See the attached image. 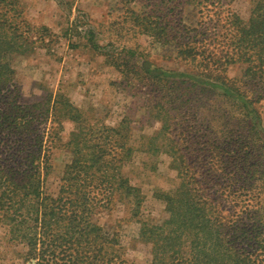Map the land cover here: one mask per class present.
<instances>
[{"label": "trees", "instance_id": "1", "mask_svg": "<svg viewBox=\"0 0 264 264\" xmlns=\"http://www.w3.org/2000/svg\"><path fill=\"white\" fill-rule=\"evenodd\" d=\"M250 2L242 20L222 8L221 0H185L198 17L211 13L210 26L184 27V60L193 69L172 73L184 77L185 148L198 152L199 163L196 170H184L173 191L158 196L167 217L153 223L141 218V191L122 171L132 152L126 117L115 125L83 120L75 125L62 144L69 159L58 189L54 195L45 191L44 179L52 172L49 154L61 126L45 132L34 111L39 104L18 102L11 61L43 42L49 31L26 21L20 0H0V223L8 227L10 240L25 247L26 259L137 264L126 258L116 229L93 220L121 202L139 223V240L150 245L148 264H264V152L259 154L264 140L258 141V131L250 132L251 115L264 100V0ZM233 62L245 65L239 78L226 75ZM148 66H138L148 80L166 73ZM171 84L178 88L176 81ZM206 93L218 101L219 129L196 117L194 106ZM55 106L56 119L80 116L71 113L76 108L66 97L54 99L52 112Z\"/></svg>", "mask_w": 264, "mask_h": 264}, {"label": "rangeland", "instance_id": "2", "mask_svg": "<svg viewBox=\"0 0 264 264\" xmlns=\"http://www.w3.org/2000/svg\"><path fill=\"white\" fill-rule=\"evenodd\" d=\"M221 2L222 8L228 7L242 20L247 19L250 0ZM20 3L26 21L34 27L46 26L49 34H44V41L33 44L28 52L12 58L18 102L39 104L34 111L45 132L61 126L58 143L49 154L52 172L44 179L43 188L52 195L56 193L63 166L69 159L62 144L75 125L82 120L86 124L115 125L126 117L132 152L122 171L141 191V218L161 222L167 212L165 202L158 196L173 191L184 178V170H196L199 163L198 152L185 148L189 144L184 132V77H173L172 73L184 75L193 69L184 60V27L209 25L211 13L203 11L198 17L197 10L185 0ZM178 49L182 51L178 53ZM113 60L119 67L111 64ZM142 63L166 73L160 80H148L140 73ZM244 67L242 62H233L226 67V75L239 78ZM171 81L178 83L177 89ZM241 82L237 84L242 86ZM58 95L68 98L76 108L72 114L79 112L80 118L74 119L77 121L56 119L59 112L56 106L52 112L51 107ZM199 104L194 106L198 120L219 129L214 117L217 99L206 93ZM255 108L250 132L258 131L259 141L264 140V100ZM263 152L260 146L259 154ZM93 220L106 230L116 229L128 260L149 263L150 245L139 240V223L129 216L125 204L116 202L112 208L95 214ZM29 262L34 264L33 258H25V247L10 240L8 227L0 223V264Z\"/></svg>", "mask_w": 264, "mask_h": 264}, {"label": "water", "instance_id": "3", "mask_svg": "<svg viewBox=\"0 0 264 264\" xmlns=\"http://www.w3.org/2000/svg\"><path fill=\"white\" fill-rule=\"evenodd\" d=\"M27 264H32V262H29V263H27Z\"/></svg>", "mask_w": 264, "mask_h": 264}]
</instances>
